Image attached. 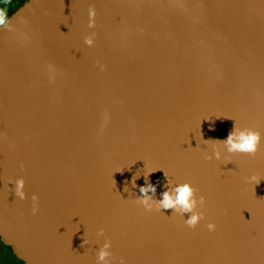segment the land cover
<instances>
[{"label":"water","instance_id":"1","mask_svg":"<svg viewBox=\"0 0 264 264\" xmlns=\"http://www.w3.org/2000/svg\"><path fill=\"white\" fill-rule=\"evenodd\" d=\"M235 124L261 133L257 152L206 159ZM253 174L264 0H28L0 28V240L24 264H96L100 228L113 264H264ZM167 180L206 197L196 228L136 203Z\"/></svg>","mask_w":264,"mask_h":264},{"label":"clouds","instance_id":"2","mask_svg":"<svg viewBox=\"0 0 264 264\" xmlns=\"http://www.w3.org/2000/svg\"><path fill=\"white\" fill-rule=\"evenodd\" d=\"M8 24L9 17L7 13L4 10H0V28H3ZM85 43L91 45L92 40L86 38ZM261 140L262 136L259 131L247 127L240 128L235 124L233 130L228 134L225 140H213L216 143L212 145V154L206 156V159L211 160L214 157L216 160L224 159L226 164L231 163V159L229 158L231 154H255L259 148ZM225 154L229 155L226 156ZM153 172L155 171L148 172L147 175ZM147 175L145 176L147 177ZM246 179L250 184L255 186L264 178H260L256 174H253L246 177ZM134 181L135 178H133V186H135ZM8 183L14 185L12 191H14L17 198L21 200L27 199V193L24 190L25 181L23 177L10 178ZM139 191L142 195L141 197L136 198V203L142 205L145 211L151 212L153 209L157 211L172 209V214L180 216L189 228H196L202 220L206 219V197L203 194H198L199 190L190 182L177 183L172 180H167L166 190L161 193L162 198L160 199L154 198L156 188L153 184L147 181L144 186L140 187ZM31 200V211L33 215H35L40 210L38 195L33 193ZM185 214H189L187 219H185ZM206 227L209 232H215L217 229V225L213 221H209L206 224ZM86 235L85 232L84 237L82 238L83 243L81 244V247L90 243V241L86 239ZM96 237V243L99 244V248L96 251V264H113V244L112 240L105 235V229H98ZM101 237H103L102 243L99 240ZM119 264H126L123 257L120 258Z\"/></svg>","mask_w":264,"mask_h":264},{"label":"trees","instance_id":"3","mask_svg":"<svg viewBox=\"0 0 264 264\" xmlns=\"http://www.w3.org/2000/svg\"><path fill=\"white\" fill-rule=\"evenodd\" d=\"M28 0H0V10H4L8 17L13 15L19 8H21L25 2ZM11 255L14 257V259L19 263V264H24L21 260H19L14 254L13 250L11 247H6Z\"/></svg>","mask_w":264,"mask_h":264},{"label":"rangeland","instance_id":"4","mask_svg":"<svg viewBox=\"0 0 264 264\" xmlns=\"http://www.w3.org/2000/svg\"><path fill=\"white\" fill-rule=\"evenodd\" d=\"M3 250H4L5 253L9 256V258H10V262H14V263H16V260L12 257V255H11L10 253H8L7 250H6L5 248H3V247L1 248V247H0V255L2 256V257L0 256V264H11V263H7V262H6L5 257H4V255H3V253H2ZM1 258H3L4 261H2Z\"/></svg>","mask_w":264,"mask_h":264},{"label":"flooded vegetation","instance_id":"5","mask_svg":"<svg viewBox=\"0 0 264 264\" xmlns=\"http://www.w3.org/2000/svg\"><path fill=\"white\" fill-rule=\"evenodd\" d=\"M0 247L2 248H5L6 250H7V252L8 253H10V251L6 248L7 246L6 245H4L2 242H1V240H0ZM2 253H3V255H4V257H5V260H6V262L7 263H11V264H19L17 261H16V263H14V262H10V258H9V256L5 253V251L3 250L2 251ZM11 254V253H10ZM14 254V253H13ZM1 256V255H0ZM2 257V256H1ZM13 257V256H12ZM14 258V257H13ZM2 259V261H4L3 260V258H1Z\"/></svg>","mask_w":264,"mask_h":264}]
</instances>
